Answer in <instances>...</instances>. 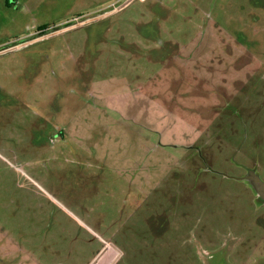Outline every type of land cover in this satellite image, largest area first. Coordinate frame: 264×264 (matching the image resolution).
I'll use <instances>...</instances> for the list:
<instances>
[{
    "label": "rangeland",
    "instance_id": "rangeland-1",
    "mask_svg": "<svg viewBox=\"0 0 264 264\" xmlns=\"http://www.w3.org/2000/svg\"><path fill=\"white\" fill-rule=\"evenodd\" d=\"M249 173L264 0H0V264H264Z\"/></svg>",
    "mask_w": 264,
    "mask_h": 264
},
{
    "label": "water",
    "instance_id": "water-1",
    "mask_svg": "<svg viewBox=\"0 0 264 264\" xmlns=\"http://www.w3.org/2000/svg\"><path fill=\"white\" fill-rule=\"evenodd\" d=\"M245 180L250 183L259 199L264 200V184L260 183L253 173H249Z\"/></svg>",
    "mask_w": 264,
    "mask_h": 264
},
{
    "label": "flooded vegetation",
    "instance_id": "flooded-vegetation-1",
    "mask_svg": "<svg viewBox=\"0 0 264 264\" xmlns=\"http://www.w3.org/2000/svg\"><path fill=\"white\" fill-rule=\"evenodd\" d=\"M47 36V35H46ZM42 37H45V36H42Z\"/></svg>",
    "mask_w": 264,
    "mask_h": 264
}]
</instances>
